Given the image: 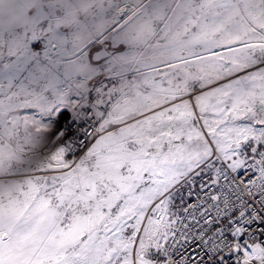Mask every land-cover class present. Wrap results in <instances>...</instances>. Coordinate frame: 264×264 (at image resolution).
I'll use <instances>...</instances> for the list:
<instances>
[{"label":"snow or ice","instance_id":"snow-or-ice-1","mask_svg":"<svg viewBox=\"0 0 264 264\" xmlns=\"http://www.w3.org/2000/svg\"><path fill=\"white\" fill-rule=\"evenodd\" d=\"M0 264H264V0H0Z\"/></svg>","mask_w":264,"mask_h":264}]
</instances>
